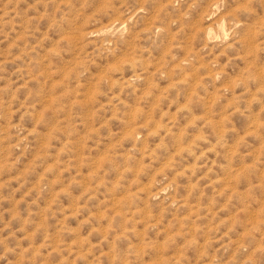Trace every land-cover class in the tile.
<instances>
[{
    "label": "rangeland",
    "instance_id": "374dc122",
    "mask_svg": "<svg viewBox=\"0 0 264 264\" xmlns=\"http://www.w3.org/2000/svg\"><path fill=\"white\" fill-rule=\"evenodd\" d=\"M0 264H264V0H0Z\"/></svg>",
    "mask_w": 264,
    "mask_h": 264
}]
</instances>
